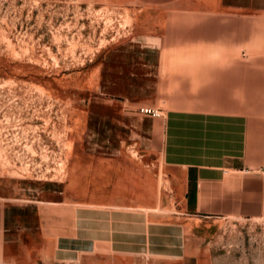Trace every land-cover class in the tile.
I'll return each mask as SVG.
<instances>
[{
    "label": "rangeland",
    "instance_id": "obj_1",
    "mask_svg": "<svg viewBox=\"0 0 264 264\" xmlns=\"http://www.w3.org/2000/svg\"><path fill=\"white\" fill-rule=\"evenodd\" d=\"M260 21L220 0H0V264H264V187L187 205L164 157L173 108L259 121L258 92L190 88L264 67Z\"/></svg>",
    "mask_w": 264,
    "mask_h": 264
},
{
    "label": "crops",
    "instance_id": "obj_2",
    "mask_svg": "<svg viewBox=\"0 0 264 264\" xmlns=\"http://www.w3.org/2000/svg\"><path fill=\"white\" fill-rule=\"evenodd\" d=\"M220 3L230 11L264 13V0H220ZM228 27L231 28V25ZM260 27L264 28V21H260ZM228 34L230 36L231 32ZM260 36L259 49L263 59L264 31H260ZM192 75L195 86L190 90L193 91L258 92L260 112L255 117L259 121H252V113L255 112L251 102L244 103L242 112L235 111L231 105L202 107L201 110L188 105L173 108L165 121L164 157L169 164L185 168L187 189L184 200L187 205L212 203L213 199H203L205 192L213 196L217 194L213 190L225 189L231 192V207L251 208L261 202L262 198L252 197L251 194L263 192V178L240 177L237 172L253 166L262 169L264 163V67L232 73L231 69L224 73L213 70L211 78L207 79L197 72ZM227 170L231 174L225 176ZM70 209L69 206L59 205L54 211L63 213ZM146 229L141 231L145 232L141 233L142 236L154 235L153 229Z\"/></svg>",
    "mask_w": 264,
    "mask_h": 264
},
{
    "label": "built area",
    "instance_id": "obj_3",
    "mask_svg": "<svg viewBox=\"0 0 264 264\" xmlns=\"http://www.w3.org/2000/svg\"><path fill=\"white\" fill-rule=\"evenodd\" d=\"M144 111H145V112H153V111H152L151 109H149V108H145Z\"/></svg>",
    "mask_w": 264,
    "mask_h": 264
}]
</instances>
